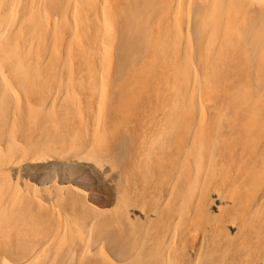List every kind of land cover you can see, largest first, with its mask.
Instances as JSON below:
<instances>
[{"label":"bare ground","instance_id":"bare-ground-1","mask_svg":"<svg viewBox=\"0 0 264 264\" xmlns=\"http://www.w3.org/2000/svg\"><path fill=\"white\" fill-rule=\"evenodd\" d=\"M140 1H143V0H140ZM197 2L200 3L201 6H203V9L200 12L198 11L199 12V14H198L199 18H197V16H196L197 21L199 22V28L197 26V28L199 30V35H203V33L207 30V33H206L207 38H208L207 44L214 42L217 35H221V40H222L219 47H218L219 52L216 55V57H214L215 60L213 59L214 61H212L211 63L202 64V66L200 68H196L192 62V59H190L191 58V52H192L191 35L193 37V36H195V34L194 35L190 34L188 31L190 29L184 28L190 22V17H191V13H192V6L194 4H196ZM248 2H250V0H167L166 4H168L169 6H167V8L163 11V14L164 13L167 14L171 10L170 6L172 4L174 5V7H173L174 12H172V16L170 18H167L168 19V22H167L168 34L167 35H169L171 40H172V46H167V44L166 45L164 44L161 48L160 55L164 61L167 60L166 62H168V59H171L173 57H174V59H176L172 65H173V68L176 72L178 79H176L171 86L167 87L166 92H165L166 94L163 95L166 98V100L164 99L165 101H167L168 99H172V100L169 101V104H166L167 102H165L166 106L163 105V106H165L164 110H163V107L161 108L163 111H160L159 113L151 114V115L149 113V116L151 117V121L153 122V127H149L148 125L145 128L142 127V125L136 126L135 128L128 131L129 137L131 139L129 144L131 146L129 144H127V142H129L128 141L129 139H127L125 143H126L127 147L128 146L131 147V148L130 147L127 148L128 150L130 148V150H131L130 155L131 156L128 154L129 153L128 150H127V152H128L127 154L129 155V157L131 159L134 157L132 159V163L130 164L133 166L132 169L133 168L134 169L135 168H138V169L142 168V171L141 170H139V171L142 172L141 175L143 177H144L143 174H146L145 177H147V178L151 177L152 178V176L154 175L153 176V178H154L156 168L158 167L157 168V169H159L158 171H162L163 176L166 175V177L168 176L167 179L170 178V182H168V183H170L169 184L170 189H169V192L167 191V193H166V194L170 195V196L167 195L169 198L173 197L175 194L183 195L180 192V191H182L183 188H186L187 190H192V191L195 189V191H196V188L199 187L197 190L199 192L197 195L196 202L194 203V208H192L193 211L190 210L193 212L192 218H191L190 222L188 221L189 223L184 225V229H186V232L183 233V231H180L182 229L181 225L184 224V223L181 224L180 222L181 221L184 222V220H182L183 219L182 217L185 218V215H183V214H182L183 216L181 215V213H182L180 211L181 208L179 209V207H180L179 203H181V202L178 203L179 205L177 207L179 210L177 211L178 214L176 216L174 214H171L172 213L171 211H170L171 213L169 212L170 209L168 211H166L168 208H170L169 206L167 207L169 202L170 203H171V201L173 202V200H171L173 198H170L169 199L170 201L167 202L168 204L166 203L167 205L165 204L166 206L164 205V207H163V208H167L166 210L164 209V210H161L160 212L156 211L157 214H155L156 212L154 213L155 218L150 217L151 222H152V218L155 219L154 220L155 222H153L151 226H149L147 223V225L149 226V230L146 229L148 231V233L144 232L145 233L144 235L148 234V237L146 239H141L140 241H138V240L135 241L136 244L132 246L133 247L132 251L128 248L129 250L126 252L130 253V256L129 257L126 256V258L124 259L125 260L124 264H220L221 255L226 254V253H231V255L235 254L238 256L241 255V257L243 254L246 253L245 257L243 258L244 261H243V259L240 260V261H242V263H239V264H247V263L258 264L259 263L258 261H261L264 263V244H258L255 242V239H254V235H256L255 234L256 232L260 234V231H258V229H260L261 231H262V229H264V228L261 229V226L262 227L264 226V197L262 198V200L260 202L257 203V207L256 208L254 207V210H252V213L249 214L246 217V219L244 218L245 220L243 222V225L238 228L239 232L236 234V236L230 237V238H228V240H224L223 236H224V234L228 233V231H227L228 222L232 221L234 216L236 215V209H237V202L238 201L233 199L231 206L226 207V208H222V209L219 208L218 209V207H216L215 210L217 209V212H218L217 214H215L216 211H214L211 208L213 201L215 203L219 199L220 191L224 189V187H223V189L218 190L219 187L218 188L216 187L217 186L216 180L222 179V183H223L222 186H224L230 182L234 186V189H235L236 187L239 186V183H240L237 180H239L241 177L244 176L245 172L241 170L243 163L241 162L240 156L236 155L238 153V150H237L238 147L236 148V145H238V143H240L239 146H241V144L245 145V142L252 145L253 142L255 143L254 138L249 139V141L247 140V135H249L248 133L250 132V129L251 128H258V130H261V131L264 129L262 126L263 124L261 123L264 120V111H262L260 109L264 105V96L262 94H260L261 92L254 95L255 98L252 101L253 103L251 102L252 105H247V106H249V108H248L247 112L245 113V115H238L240 113L233 114V115H227L228 112L224 113V112L218 111V110L216 112L213 111L214 113L210 114L206 110V106H208L210 103H212L213 98L215 100V96L213 95V92L217 91L219 89L213 83L212 78L218 73V71L220 70V66L225 59H229V57H235L236 55H241L240 61L243 64L244 63L248 64V63H251L252 60H255L258 67H260L262 70H264V25H261L258 28L254 27V23H255V19H256L255 17L257 14L260 15V17H258V18L259 19L261 18L264 21V5L262 4L263 6L257 7V9L255 8L256 10L249 9L248 13H250V15L248 17H246V16H243L242 13L244 12L245 9H247L246 7H248V6H246V5L248 4ZM185 3L187 6L185 5ZM263 3H264V0H263ZM251 5H252V3H251ZM156 8H158V7H156ZM132 10L133 9L130 6L129 7L127 6V8H122L121 4H120V0H0V110L4 111L3 109H5V107L7 106L6 105L8 103L7 101L9 99V97H12V93L14 94V91H16V87L18 89L20 88L24 94H27V95H24L23 97H25V96L31 97V94H32V96L34 95L32 93L33 91H31V90L33 89V87L35 88L37 86L36 83L39 82V84H40V81L42 82V80H44V79L49 80L52 78H56V75L58 74L59 70L63 71L62 73H64L69 80L70 76H71V78H73L76 75L75 71L78 70V66L79 65L81 66V64H84L87 67L90 75L91 74L95 75L96 73H98V75L100 74L99 75L100 77L99 76L98 77H99V82L101 84V81L106 80L110 74V71L112 68V63H113V61H112L113 60V54H114V50H115L116 45L123 44V46H121L123 59L124 58H131L137 52L136 46H135V48H136L135 49L134 47H132L133 45L130 46L131 43H130V45L125 44V41L128 38L131 39L130 36H128V35L130 33H131V37L133 35L132 31H129L127 28H125V26L128 24L127 20L131 19L132 17H134L136 15V14L135 15L133 14V13H135V10H133V12H132ZM151 13H149V16ZM167 15H165V16H167ZM134 19H136V18H134ZM144 19H145L144 21L146 22V17ZM123 20L126 23V25H124V26H123ZM184 20L185 21L187 20L188 23L184 22ZM119 21H122V26L119 25ZM133 21H135V20H133ZM147 22H148V20H147ZM135 23H136V21H135ZM185 24H186V26H185ZM118 25H119V28H118ZM130 25H134V24H130ZM130 25H128V26H130ZM197 25H198V23H197ZM136 26L138 27V25H136ZM136 26H135V28H136ZM188 26H189V24H188ZM130 27H132V26H130ZM194 28H196V27H194ZM139 29H140V27H139ZM135 30H137V29H135ZM128 32H130V33L128 34ZM191 33H193V32H191ZM138 39H139V41L144 40V38L142 36H140V38H138ZM181 41L184 42V48L182 47L183 44L180 46V47H182L181 49H183V55L184 56H183V58L177 59V57H175V55L177 54V52H175V48L177 46L179 47V43ZM126 42H128V41H126ZM193 42H195V41H193ZM143 45H144V43H143ZM196 47H197V45H196ZM117 52H119V51L117 50ZM208 52L209 51L206 50V54H205L206 56H208ZM114 58H115V56H114ZM251 67H253V66H251ZM61 71H60V74H62ZM73 73H75L74 76H72ZM169 78H170V76H169ZM62 79H59V80L57 79V80L60 82V80H62ZM100 79H101V81H100ZM118 79H120V78H118ZM104 82L105 81H103V83ZM120 82H122V81H120ZM14 84H17L16 87L14 86ZM90 84H91V82H90ZM47 85L50 86V84H48V83L45 84V86H47ZM59 85H60V83H59ZM63 85L64 84L60 85V87ZM65 85L67 88L68 87L67 84H65ZM45 86L43 84V87H45ZM51 86H52V84H51ZM86 86H87V84H86ZM47 88H49V87L47 86ZM52 88H54V87L52 86ZM66 88H65V90H66L65 93L67 92ZM82 88H84V87H82ZM99 88H101V86H99ZM45 89H46V87H45ZM69 89H71V87ZM163 89H162V91H163ZM49 90H50V88H49ZM49 90L47 89L48 92H49ZM54 90L56 91V88ZM34 91L36 93V90H34ZM55 91H52V93ZM42 92H44V91L42 90ZM42 92H39V93H42ZM63 92H61V94H63ZM16 93H18V92H16ZM55 94H57V92ZM61 94H60V97H61ZM39 95H41V94H39ZM103 95H105V93ZM41 96H40V98H41ZM163 96L161 97L162 99H163ZM19 97L21 98V95ZM102 97L104 98V96H102ZM249 97H250L249 91L246 90L245 88L241 87L240 90H238V92H236L232 95L231 98L233 101L238 100L239 102H244L245 104H248V100L250 99ZM20 98H17V100ZM103 98H102V101H104V103H105V100H103ZM12 99H13V97H12ZM51 99H52V101L54 100L53 98H51ZM151 99H153V98L151 97ZM219 99L216 98V100H219ZM21 100H22L21 103L23 104V99H21ZM14 101H16L15 98H14L13 102ZM25 101H26V99H25ZM46 101H49V100H46ZM152 101L153 100H151V103H152ZM38 102H40V101H38ZM163 102L164 101L162 100V103ZM216 102H213V104H215ZM19 103H20V101H19ZM48 103H50V102H48ZM63 104H65V103H63ZM63 104H61V105L64 106ZM213 104H211V105H213ZM217 104H218V102H217ZM17 105H19V104L16 103V105H13L12 108L17 107ZM52 105H54V104H52ZM55 105H57L56 102H55ZM158 106H160V105L158 104ZM19 107H21V104ZM49 107H51V106H49ZM68 108H70V107H68ZM57 109L58 108H56V110ZM59 109L61 111L62 110L68 111L67 106L63 107L62 109L61 108H59ZM19 110H21V109H19ZM212 110H214V109L212 108ZM5 111H6V113L4 112V114H2V116H4L5 114L8 113L7 110H5ZM13 111L14 110H11V112H9L10 114L8 113L9 115H11V113H13L12 116H8V117H10V121L12 120L11 117H13L14 115L16 117V114ZM44 112H45V110H44ZM25 113H27V112H25ZM57 113H59V112H57ZM57 113H56V115H57ZM2 116H0V117L3 118ZM5 117H6V115H5ZM15 117H13V119ZM60 117L62 118V116H60ZM53 120H54V118H53ZM6 121L8 122L7 119H6ZM3 123H5V122H3ZM107 123H108V121H107ZM6 124L7 123H5L4 126H6ZM97 125H98V122H97L96 126ZM232 125H235V126L237 125V126L241 127L243 134H239L238 131H237V133H234V132L226 133V132H224V130H223L224 126L231 127ZM10 126H11V124H10ZM101 126H100V128H101ZM110 128H111V126H110ZM102 129H104V128H102ZM13 130H15V129H13ZM98 130H101V129H97L96 132H98ZM44 131L45 130H43V132ZM27 132H29V131H27ZM96 132H94V133H96ZM2 133H4V130ZM5 133H7V131ZM101 133H102V131H101ZM42 134H44V133H42ZM98 134H100V133L98 132ZM12 135L13 134H11V136ZM15 135H16V133H15ZM61 135H62V133H61ZM57 136H58V134H57ZM40 137H42V136H40ZM50 137H51L50 139H52V136H50ZM33 138H34V136H33ZM58 138L59 137H57V139ZM60 138H61V136H60ZM95 138H96V135H95ZM125 138H127V137H125ZM8 139H10V137ZM36 139L39 140L40 138H36ZM36 139L34 138L33 140H36ZM39 141H41V140H39ZM53 141H56V140L53 139ZM59 141L60 140H58V142ZM82 141H83V139H82ZM124 141H125V139H124ZM42 142H44V141H42ZM84 142H83V144H84ZM7 143H6L5 148L2 149L4 151L0 156L2 159L8 158L10 155L15 153L17 148H18V146H17V148H13L11 145H7ZM32 143H33V141H31V145H32ZM50 143L52 144L55 142H50ZM63 143H64V141H63ZM78 143H79V140H78ZM51 144H50V146H52ZM120 144H122V142ZM26 145H27V142H26ZM34 145H32V147ZM126 145H124V146H126ZM57 146H58V144L56 145V147ZM72 146L74 147V145H72ZM124 146H123V149H125ZM38 147H39V142H38ZM121 147L122 146H120V148ZM43 148L44 147H42V149ZM53 148L55 149V147H53ZM20 149H22L21 151L24 150L23 148H20ZM32 149L33 148H31L30 150H32ZM60 149H61V147H60ZM73 149H75V148H73ZM19 150L17 151L18 154L20 152ZM93 150H94V147H93ZM45 151H46V149H45ZM49 151H51V149H49L48 152ZM53 151L54 150H52V152ZM120 151L123 152V150L121 149L118 151V154L121 153ZM74 152H75V150L73 151V155H74ZM124 152H126V151H124ZM18 154H14V158ZM45 154L50 156V154H47V152ZM75 154L77 155L78 152H76ZM24 155H25V150H24ZM24 155H23V157L22 156L21 157L24 158L25 157ZM71 155H72V153H71ZM76 155H74V156H76ZM120 155H122V154H120ZM120 155H118V156L120 157ZM30 156H31V154H30ZM51 156H53V154ZM11 157H13V155ZM81 157H83V156H81ZM123 157L124 156H121L120 158L123 159ZM44 158L45 157L42 155L38 156V157H35V156L30 157L31 161L37 160V162L41 161L42 159L45 160ZM52 158L54 159V157H52ZM79 158L80 157H78V159ZM46 159H49V158L47 157ZM7 160L8 159H6V161ZM22 160L23 159H21V161ZM76 160H77V158L75 159V161ZM6 161L4 160V162L6 164H8ZM140 161H141V164H139ZM257 161H259V158ZM20 163H18V164L20 165ZM12 164H8V166L7 165L6 166L9 167V165H12ZM31 164H33V163H31ZM75 164H76V162H75ZM21 165H23V164H21ZM70 165H71V167L74 166V168H76L75 165L72 166L71 163H70ZM76 165H79V164H76ZM6 166L1 165V163H0V175H2V176H0V221H2L4 217L6 218V215L4 216V211L7 209V205L5 203L7 197H5V192L7 190L6 183H7V180L9 179V178L7 179L6 177H8L9 175L7 173L8 169L6 170V168H7ZM23 166H22V168H23ZM63 166H65V164H63ZM66 166L67 167H65V169H67L69 167L68 165H66ZM79 166H78V168H79ZM244 166H246V165H244ZM19 167H21V166H19ZM127 167H129V166H127ZM78 168L76 169L77 171L79 170ZM125 168H126V166H125ZM125 168L123 171L129 169V168H127V169H125ZM70 169H68V170H70ZM134 169L132 171H134ZM11 170H13V169H11ZM24 170H26V169H24ZM63 170L61 172H64ZM16 171H17V169H16ZM51 171H53V170H51ZM17 172H15V170H14L13 174L14 173L20 174L19 169ZM25 172L24 173L22 172L24 179H25L24 174H26L29 171H27L26 173ZM48 172H50V170ZM59 172H60V169H59ZM56 173H58V172L56 171ZM74 173H75V171H74ZM123 173H122V179H123ZM22 174H20V175H22ZM33 174H36V173H33ZM130 174H132V178H133V179L131 178V180H133L135 183L136 181L134 179L135 178L134 173L132 172ZM162 174H159V175L161 176ZM14 175H13V177H17L16 175L15 176ZM28 175H29V173H28ZM30 175H31V173H30ZM156 175H157V173H156ZM48 176L47 177L44 176V177L48 178ZM142 176H139L138 179H144L145 178V177L142 178ZM35 177H37V176H35ZM52 177L54 178L55 176L52 175ZM57 177H58V175H57ZM76 177H78V174ZM10 178H12V176ZM17 178L19 179V177H17ZM17 178H15L16 183L17 182L21 183V181H19V180L17 181ZM27 178H29V177H27ZM33 178H34V176H33ZM33 178H32V180H33ZM53 178H51V179H53ZM70 178L71 177H69V179ZM126 178H128V176H126ZM156 178H155V180H156ZM39 179H41V178H39ZM162 179H164V177ZM162 179H160V182L162 181ZM167 179H165V180L167 181ZM61 180L59 179V181H61ZM147 180L146 181L141 180L139 182H140V184L142 181H145L147 183ZM55 181H57V180L55 179ZM127 181H128L127 182V185H128V183L131 181L130 180H127ZM166 181H164L163 183H166ZM32 182H34V180ZM53 182H54V180H53ZM149 182H150V180L148 181V183ZM153 182H150V183H153ZM160 182H158V183H160ZM13 183H11V184L9 183V184L12 185ZM16 183H14V185H17L19 187V185ZM39 183H41V182H39ZM48 183L50 184L49 180H48ZM163 183L161 182L160 183L161 185L159 184L160 185L159 187L164 188L165 184H163ZM224 183H226V184H224ZM23 184L25 185L26 183H23ZM23 184H22V186H23ZM29 184H31V183L29 182ZM59 184H60V182H59ZM147 184H146V186H147ZM154 184H157V183H154ZM162 184L164 186H162ZM40 185L41 184L38 185L39 188H40ZM56 185L58 187V183ZM133 185H135V184H133ZM141 185L144 186L145 183L144 184L142 183ZM28 186H29V188L31 187V190L34 189V188L32 189V185H28ZM38 186H36V188ZM41 186H43V184ZM48 186H50V185H48ZM131 186H132V183H131ZM136 186L139 187L138 185H136ZM222 186H221V188H222ZM24 187H26V186H24ZM24 187H23V189H24ZM63 187H65V186H63ZM69 187H70V185H69ZM148 187L150 188V185ZM152 187L156 188V185L153 186V184H152ZM159 187L157 189H159ZM165 187H167V186H165ZM19 188H21V187H19ZM70 188H69V190H70ZM76 188H78V187H76ZM119 188H122V187H119ZM130 188H132V187H130ZM130 188H129V190H133L135 188V186L133 187V189H130ZM12 189L15 190V188H12ZM61 189H63V188H61ZM36 190H34V191H36ZM76 190L79 191V189H76ZM137 190H139V188H137ZM162 190H159V191H162ZM187 190H185V191H187ZM40 191H37V194L40 193ZM65 191L66 190H64L62 192H65ZM73 191H75V190L73 189ZM133 191H136V190H133ZM152 191L153 190H151V192ZM185 191H184V194H185ZM31 192L33 193V191H31ZM50 192L52 193L51 189H50ZM55 192H56V189H55ZM72 192H70V193L72 194ZM80 192H82V191H80ZM151 192L149 191V193H148V190H147L148 195ZM155 192L153 194H155ZM12 193H14V192H12ZM19 193H21V191ZM134 193L135 192L130 193V197H131V194L133 196ZM136 193H137V191H136ZM158 193H160V192H158ZM161 193H160V195L158 194V196H161ZM188 193H190V191ZM63 194H65V193H63ZM83 194H85V193H83ZM193 194H194V192H193ZM15 195H16V193H15ZM21 195H22V193H21ZM33 195H34V193H33ZM75 195H76V193H75ZM69 196L72 197L71 195H69ZM153 196H150V197H153ZM164 196L165 195H163V197ZM190 196H192V194H190ZM23 197H25V193H24ZM62 197H63V195H61L60 198H57V200L58 199L61 200ZM145 197L146 196H144V198ZM181 197L182 198L186 197V195L181 196ZM75 198L78 199L77 197H75ZM137 198H138L137 200H139L140 196ZM153 198H155V196ZM188 198H186V199H188ZM10 199H11V197H10ZM35 199L38 200L37 198H34L32 200L35 201ZM72 199H71V201H72ZM161 199L164 200L162 197H161ZM215 199H216V201H215ZM42 200H44V199H42ZM133 200H134V198H133ZM194 200H195V198H194ZM34 201H32V202H34ZM68 201L69 200H67V202ZM147 201L148 200L146 199V202ZM159 201L160 200L158 198V202ZM186 201L187 200H185V202ZM226 201L229 202V200H226ZM41 202H39L40 205L44 206V205H42ZM88 202H89V200H88ZM158 202H156V203H158ZM17 203H18V201H17ZM30 203L31 202H29V204ZM35 203L36 202H34L33 204H35ZM156 203H155V205H157ZM159 203H161V202H159ZM190 203H191V201H190ZM29 204H28V206H30ZM70 204H72V203H70ZM78 204H80V202H77V205ZM149 204H151V201ZM4 205H6L5 210H4ZM174 205L173 206L175 208H172L173 211H174V209L175 210L177 209L175 203H174ZM189 205H188V203L185 204L186 209H187V206H189ZM9 206H11V202H10ZM24 206H26V205L24 204ZM45 206H46V203H45ZM45 206H44V208H45ZM30 207L31 208H29V209H32L33 206L31 205ZM69 207H71V206L69 205ZM86 207H88V206H86ZM17 208L19 209V207H17ZM57 208H58V206H57ZM82 208H84V205H82ZM49 209H51V208H49ZM54 209H53V211H54ZM72 209H74V208L72 207ZM142 209H140L138 211L143 212L144 210L142 211ZM189 209H191V208H189ZM47 210H45V211L47 212ZM134 210H135V208H134ZM14 211H16V208ZM19 211H20V209H19ZM36 211H37V209H36ZM45 211H41V212L44 213ZM152 211H154V210H152ZM39 212H40V209L37 212V214H40ZM91 212H94V211H91ZM134 212H133V214H134ZM148 212L150 213V211H148ZM15 213L16 212H14V214ZM17 213H19V212L17 211ZM57 213H58V211H57ZM124 213H123V215H124ZM147 213H146V216L149 217L147 215ZM184 213L188 216L191 214V212H190V214H188L186 212H184ZM11 214H12L11 216L14 215L13 213H11ZM42 214H40L38 216L40 217V216H42ZM141 214L143 215V213H141ZM151 214H153V213L151 212ZM179 214L181 215V220H180ZM44 215L45 214H43V216ZM50 215H53V213H51ZM129 215H131V214H129ZM205 215L213 217L214 221H213V223H211L212 225H210V227L204 231L203 236L200 239L198 237H196L197 239L193 238L192 234H195L194 230H195V227H197V223H199L198 221H200L201 218H203ZM55 216L57 218L58 215L56 214ZM55 216H52V217L54 218ZM151 216H154V215H151ZM36 217H37V215H36ZM52 217L49 219L51 220ZM60 217H62V216H60ZM8 218H11V217H8ZM11 219H10V222H11ZM35 219H39V218H35ZM62 219L64 220V218H62ZM118 219H119V217H118ZM40 220H41V217H40ZM40 220H39V222H41ZM121 220H124V219L122 218ZM44 221L46 222V220H44ZM44 221H43V223H44ZM54 221H56V220H54ZM58 221H59V219H58ZM102 221L98 222V223H100V225H98L99 227L97 226L98 227L97 229H100L101 226H104V223H102ZM33 222H35V221H33ZM68 222H70V221H68ZM103 222H105V220ZM118 222H119V220H118ZM146 222H148V221H146ZM58 223L59 222H57L55 224H58ZM63 223H64V221H63ZM95 223H96V220H95ZM95 223L93 222V226ZM105 223L109 224L110 222L107 221ZM51 224H53V223H51ZM60 224H59V227H60ZM110 225H111L110 227H108L109 225L107 226L108 228L102 227L101 229H103V230L109 229L114 224L111 222ZM118 225H119V223H118ZM125 225H127V224H125ZM144 225H146V223H144ZM229 225H231V224H229ZM234 225H235V223L233 224V226ZM1 226H3V225H1ZM49 226H46V224H45L46 228H48ZM53 226H54V224H53ZM70 226H72V225H70ZM233 226H229L230 227L229 229L233 228ZM62 227H64V226H61L60 228H62ZM121 227H119V228L121 229V231H123V229ZM51 228H52V226H51ZM60 228L59 229L57 228L58 231L60 230ZM126 228H128V227L126 226ZM54 229H56V228H54ZM112 229H114V228H112ZM143 229H144V227H143ZM233 229H235V228H233ZM92 230H93V228H92ZM100 230H99V232H100ZM3 231H5V230H3ZM51 231L52 230H50V232ZM53 231H55V230H53ZM135 231H137V230L135 229ZM47 233H48V231H47ZM54 233H56V232H54ZM83 233H84V231H83ZM129 233L130 232H128L127 234L130 235ZM42 234L44 235V233H42ZM59 234H63V233L61 232ZM74 234L72 235V237L74 236ZM140 234H143V233H140ZM40 235H41V233H40ZM64 235H65V233H64ZM75 235H77V234H75ZM95 235H97V234H94V237H95ZM118 235H119V233H118ZM187 235H190V237H192V238H188ZM56 236H58V235H56ZM65 236H63V237H65ZM88 236H90V233ZM130 236H132V235H130ZM130 236H128L127 239L128 238L130 239ZM134 236H136V235L134 234ZM138 236H140V235L138 234ZM195 236L196 235H194V237ZM197 236H199V235H197ZM2 237H3V235H2ZM4 237H6V236H4ZM41 237H42V235H41ZM53 237H51V238H53ZM96 237H98V236H96ZM120 237H122V236L120 235ZM35 238H36V240L38 239L36 236H35ZM35 238H32V239H35ZM51 238H50V240H51ZM59 238L58 239L56 238L57 240H55L53 238L51 241H49L48 245H46V246H48V248L50 246H52V252L51 253L49 252L51 250V248L48 251L50 254V257L48 256V254H46L48 256V259L46 262L47 264H115V262H116V260H114V258H112L113 256L112 257L108 256L104 251H101V250H103L102 248L100 250V247H99V249L95 248L96 250L93 253L91 252L92 256H90V258L83 261L82 255L85 254L87 251L89 252L90 247H91V241L89 239L88 240H81L79 242H74V241H68L67 239H64V238H60V239ZM122 238H125V237H122ZM98 239H99V237H98ZM125 239H124V241H125ZM135 239H136V237H135ZM130 240H132V239H130ZM256 240L258 241L259 239H256ZM263 240H261L262 243H263ZM121 242H122V240H121ZM127 244L129 245V243H127ZM0 245H1V243H0ZM12 245H13V243H12ZM29 245H33V244H29ZM14 247H15V244H14ZM17 247H18V245H17ZM17 247H15V248H17ZM43 247H44V243H42L41 241L38 240L37 243H35V246L29 249V252H28L29 256L25 257V260L22 261V263H15L14 262L15 258H13V257L18 255V253H17L15 256L11 255V256H13L12 260H10L11 258H7L8 256L4 255V256H6L7 259H4L1 257L0 258V264H40L42 262V259L44 258L42 256ZM77 247H80L81 250L78 251ZM97 247H98V245H97ZM1 249H3V248H1ZM45 249H47V248H45ZM17 251H18V249H17ZM20 251H21V249H20ZM129 251H131V252H129ZM35 252H36V254H35ZM115 252L116 251H114V253ZM119 252H121V251H119ZM9 253H11V252H9ZM117 253H118V251H117ZM6 254L8 255V253H6ZM26 255H27V253H26ZM119 255H117V257ZM125 255L123 257H125ZM127 255H129V254H127ZM19 256H17V258ZM230 257H232V256H230ZM22 258H21V260H22ZM18 259H20V258H18ZM121 259H123V258H121ZM231 259L234 260L233 258H231ZM247 259H249V260H247ZM118 260H120V259H118ZM245 261H247V262H245ZM228 262H227V264H228ZM233 264H237V262H235Z\"/></svg>","mask_w":264,"mask_h":264},{"label":"rangeland","instance_id":"rangeland-1","mask_svg":"<svg viewBox=\"0 0 264 264\" xmlns=\"http://www.w3.org/2000/svg\"><path fill=\"white\" fill-rule=\"evenodd\" d=\"M143 1H140V0H120V4H121L122 8H127V6L128 7L130 6L133 10H135V13H133V14L134 15L136 14V15L135 16L133 15L134 17L127 20L128 21L127 25H126L125 21L123 20V26L126 25L125 28H127L129 31H132V34H133L131 37V33L128 32V34L130 33L128 36H130L131 39H129L127 37L129 40L127 39L126 41H128V42L125 41V44L130 45V43H131L130 46L133 45L132 47H134V48L136 46L137 49L136 48L135 49L137 52L133 57L123 59L122 47H121V46H123V44H119L120 46L116 45L115 50H114V54H113L112 68H111L110 74L107 78L108 80L107 79L103 80V81H105L104 82L105 84L103 83V81H101V79H100V81H101V84H100V82H99V77H100L99 75L100 74L98 75V73H96L95 75L94 74L90 75L89 70L87 69V67L84 64H81V66L79 65L78 70L75 71L77 76L75 75V73H73L72 76H74V75L75 76L73 78H71V76H70L69 80H68L67 76L64 73H62L63 71L59 70L58 74L56 75V78H52L49 80L44 79V80H42V82L40 81V84H39V82L36 83L37 86L35 85L36 87L35 88L33 87V89L31 90V91H33L32 93L35 96L34 95L32 96V94L30 93L31 97L30 96L23 97L24 95H27V94H24L20 88L18 89L16 87L17 84H14V86L16 87V91H14V94L12 93L13 99H12V97H9L10 100L7 98L8 99L7 102L9 104L6 102L7 106L5 107V109H3L4 111L0 110V116H2V114H4V112L6 113L5 110H7L8 113L11 112V110H14L13 112L16 114V117H15V115L13 116V117H15L14 119H13V117H11V119H12L11 121H10V117H8V116H12L13 113H11V115H9L10 113L9 114L7 113V114H5L6 117H5V115L2 116L3 118L0 117V156L4 152L2 149L5 148L7 142H8L7 145H11L13 148H17V146L19 149L23 148L25 150V155H24V150L21 151L22 149L19 150L17 148L16 152L12 154L13 157H11L12 155H10L8 158H6V159H8L7 161H6V159H2L0 157L1 165H3V166L7 165L8 166V164H12V163L14 164V165L13 164L9 165V167L6 166L7 167L6 170L8 169L7 173L9 175L6 178L7 179L9 178L8 179L9 181L7 180V183H6L7 190L5 192V197H7V199L5 198L6 199L5 203L7 205L8 210L6 209V205H4V210L6 209L4 211V216L6 215V218L4 217L3 220L0 221V237L2 239L4 238L3 240L0 238V243H1V245H0V258L1 257L4 259L11 258L10 260L15 258L14 259L15 261L13 260L15 263H22V261L25 260V257L29 256L28 255L29 249L34 247L35 243H37V241L39 240L42 243H44V247L42 250V256L44 258L42 259V262L40 264H47L46 262H47L48 256L50 257L49 252L50 253L52 252V246H50L48 248V246H46V245H48L49 241H51L53 238L55 240H57L61 236L60 238L67 239L68 241L79 242L81 240H88V239L91 241V247H90L89 252L87 251L85 254L82 255L83 261L90 258V256H92V253L96 249H99V247H100V250L102 248L103 250H101V251H104L108 256H110V257L113 256L112 258H114V260H116L115 264H124L125 263L124 259L126 258V256L127 257L130 256V253H128L126 251H128L129 249L132 251V249H133L132 246L136 244L135 241H137V240L140 241L141 239H146L148 237V234H146L147 236L144 235L145 233H148V231L146 229L149 230V226H151L152 223L155 222L154 221L155 219H153V218H152V222H151L150 217L155 218V214H157L158 211L160 212L161 210H164V209L166 210L167 208H163V207L167 202L170 201L169 200L170 198H173V199H171V200H173V202L171 201L172 204L170 202H169V204L167 203L168 205L166 204L167 207L168 206L170 207L166 211H168L170 209L169 212L171 211L172 213L171 212L170 213L174 214L176 216L178 214L177 211L181 208V210H180L182 212L181 215L182 214L185 215V218L182 217L183 218L182 220H184V222H182V221L180 222L181 224L184 223L183 225H181L182 229L180 228L181 229L180 231H183V233L186 232V229H184V225L189 223L191 218H192V215H193L192 214L193 213L192 208H194V203L196 202L197 195L199 192L197 190L199 187L196 188V191H195V189L192 191V190H187L186 188H183L182 191H180L181 194H183V195L175 194L176 195L175 196L173 194L174 196L169 198L168 196H170V195H168L166 193H167V191L169 192V189H170V186H169L170 183H168V182H170V178L167 179L168 176L167 177H166V175L163 176V174H162L163 172L158 171L159 170V169H157L158 167L156 168L154 178H153L154 175L152 176V178L151 177L147 178V177H145L146 174H143L145 177L144 178L141 175L142 174V172H141L142 168L141 169H138V168L134 169L133 168L134 171H132L133 166L130 165L132 163V159L134 157L132 159L129 157V155L131 154V150H130L131 145L129 144L131 139L129 137L128 131H130L131 129L135 128L138 125H142V127H144V128L147 127V125L149 127H153V122L151 121V117L149 116V113L151 115V114L159 113L160 111L164 110L166 104H169V101H171L172 99H168L167 101H165L166 98L163 95L166 94L165 92H166L167 87L171 86L174 83V81L176 79H178L176 72H175L173 65H172L176 59H174V57H173L171 59H168V62H166L167 60L164 61L160 55L161 48L164 44L165 45L167 44V46H172V40H171L170 36L167 35L168 34V29H167L168 19L167 18H170L172 16V12H174L173 11L174 5L172 4L170 6L171 10L167 13L168 14L167 15L166 13L163 14V11L167 8V6H169L168 4H166L167 0H159V1L158 0H143ZM251 3H252V5H251ZM248 4L246 5V6H248V7H246L247 9H245L244 12L242 13V15L246 16V17H248L250 15V13H248L249 9L256 10L257 7H261L264 5L263 0H250V2H248ZM185 5H186V3H185ZM193 6H192V13H191V17H190V22L188 23L187 20L186 21L184 20V22L188 23L189 26H188V24H187V26L185 24L186 27H184V28L190 29V30H188L190 34H193V35L195 34V36H193V37L191 35L192 52H191V58L190 59H192V62L196 68H200L202 66V64L211 63L212 61L215 60L214 57H216V55L219 52L218 47H219L222 40H221V35H217L214 42L207 44V39H208L207 34H206L207 30L203 33V35H199V30H198L199 22L197 21V18H199L198 14L203 9V6H201V4L198 2L196 4H194ZM156 7H158V8H156ZM133 10H132V12H133ZM149 13H151L150 14L151 17L149 16ZM165 15H167V16H165ZM196 16H197V18H196ZM145 17H146V22L144 21ZM258 17H260V15L257 14L255 17L256 19H255V23H254V27H256V28L260 27L261 25H264V23H263L264 21L261 18L259 19ZM134 18H136V19H134ZM191 19L192 20L194 19V20L192 21ZM133 20H135L136 23ZM147 20H148V22H147ZM197 23H198V25H197ZM130 24H134L135 26L138 25V27L136 26V28H135L134 25H130ZM119 25L122 26V21H119ZM119 25H118V28H119ZM128 25H130L132 27H130ZM197 26H198V28H197ZM139 27H140V29H139ZM194 27H196V28H194ZM135 29H137V30H135ZM191 32H193V33H191ZM139 35L142 36L144 38V40L139 41V39H138V38H140ZM193 41H195V42H193ZM143 43H144V45H143ZM182 44H183L182 47L184 48V42L183 41H181L179 43V47L177 46L178 48L177 47L175 48V52H177V54H176L177 56L175 55V57H177V59L183 58V56H184L183 55V49H181L182 47H180ZM196 45H197V47H196ZM116 49L119 52H117ZM206 50L209 51L208 56L205 55ZM114 56H115V58H114ZM240 57H241V55H236L235 57H229V59H225L223 61V63L221 64L220 70L218 71V73L212 78L213 83L220 90L218 89L217 91L213 92V95L215 96V100L213 98L212 103H210L208 105L209 107L206 106V110L210 114L211 113L213 114L214 113L213 111L216 112L218 110V111H222L224 113L228 112L227 115H233V114H238V113H240L238 115H245V113L247 112V110L249 108V106H247V105H252V103H253L252 101L255 98L254 95L261 92L260 94H262L264 96V70H262L260 67H258L255 60H252L254 63L252 61H251V63H248L249 65L247 63L243 64L240 61L241 60ZM251 66H253V67H251ZM60 71L62 74H60ZM169 76H170V78H169ZM118 78H120V79H118ZM57 79L58 80L62 79V80H60V82H59ZM120 81H122V82H120ZM58 82L60 83V85L67 84L68 87L66 88V85L65 86L63 85L60 87ZM90 82H91V84H90ZM47 83L50 84V86L47 85L50 88V90H49V88H47V86H45V84H47ZM43 84L46 87V89H45V87H43ZM51 84L54 88H52ZM86 84L88 87L86 86ZM99 86H101L102 89L99 88ZM70 87H71V89H69ZM82 87H84V88H82ZM241 87H243L249 91V96H250L249 98L250 99L248 100V104H245L244 102H239L238 100L233 101L231 98L234 93H236V92H238V90H240ZM55 88H56V91L54 90ZM65 88L67 89V92H66L67 94L65 93V91H66ZM47 89L49 90V92L47 91ZM162 89H163V91H162ZM34 90H36V93ZM42 90L44 92H42ZM52 91H55V92L52 93ZM16 92H18V93H16ZM39 92H42L44 95L42 93H39ZM56 92H57V94H55ZM61 92H63V94H61ZM104 93H105V95H103ZM39 94H41L42 96ZM60 94H61V97H60ZM20 95H21V98L19 97ZM161 95L163 96V99L161 98L162 97ZM40 96H41V98H40ZM102 96H104V98ZM101 97L103 98V100H105V103H104V101H102ZM151 97L153 99H151ZM14 98L16 99V101L13 102ZM17 98H20V99H18L20 101V103L17 100ZM24 98L26 99V101ZM51 98H53L54 100L52 101ZM216 98H218V99L220 98L221 100L220 99L216 100ZM21 99H23L24 105L21 103V101H22ZM46 100H49V101H46ZM151 100H153L152 103H151ZM162 100L164 101L163 103H162ZM38 101H40L41 103ZM216 101L218 102V104ZM15 102L19 105H17V107H15V108L14 107L12 108L13 105H16ZM48 102H50V103H48ZM55 102L57 105H55ZM165 102H167V103L165 104ZM213 102H216V103L213 104ZM63 103H65V104H63ZM157 103L160 106H158ZM20 104H21V107H19ZM52 104H54V105H52ZM61 104H63L64 106H62ZM211 104H213V105H211ZM163 105H165V106H163ZM49 106H51V107H49ZM65 106H67L68 111H64V110L61 111L59 109V108L62 109ZM68 107H70V108H68ZM162 107H163V110L161 109ZM56 108H58L59 110L58 109L56 110ZM212 108L214 110H212ZM19 109H21V110H19ZM260 109L262 111H264V105ZM44 110H45V112H44ZM25 112H27V113H25ZM57 112H59V113H57ZM56 113H57V115H56ZM60 116H62V118ZM53 118H54V120H53ZM6 119L8 120V122L6 121ZM2 121L7 123L6 126H4L5 123H3ZM107 121H108V123H107ZM97 122H98V125L96 126ZM261 123L263 124L262 126L264 128V120ZM10 124H11V126H10ZM100 126H101V128H100ZM110 126H111V128H110ZM225 127L226 126L223 127V130L226 133H230V132L237 133V131H238L239 134H243L241 127H239L237 125L236 126L232 125L231 127H226V128ZM96 128L101 129V130H98V132L100 134H98V132H96L97 131ZM102 128H104V129H102ZM13 129H15L16 131ZM3 130H4V133H2ZM43 130H45V131L43 132ZM6 131H7V133H5ZM13 131L16 133V135ZM27 131H29V132H27ZM101 131H102V133H101ZM94 132H96V133H94ZM42 133H44V134H42ZM61 133H62V135H61ZM11 134H13V135L11 136ZM57 134H58V136H57ZM248 134L249 135L246 134L247 140L249 141V139L254 138L255 143L253 142V144L250 145L249 143L245 142V145L241 144V146H239L240 143H238V145H236V148L238 147L237 148L238 153L236 155L240 156L241 162L243 163L241 170L245 172L244 176L241 177L239 180H237L238 182H240L239 186L234 189V186L230 182L227 184L224 183L226 185L222 186L223 185L222 179L216 180V185H217L216 187L217 188L219 187L218 190L223 189V187H224V189L221 190L222 192L220 191L219 199L217 201L215 199L216 202L214 203V201H213V204L211 205V208L214 211H216L215 214L218 213L217 209L215 210L216 207H218V209L219 208L220 209L226 208V207L231 206L233 199L238 201L237 202V209H236V215L237 216L235 215L233 220L228 222V228H227L228 233L224 234V236H223L224 240H228V238L236 236V234L239 232L238 228L243 225V222L246 219V217L252 213V210H254V207L255 208L257 207V203L260 202L262 200V198L264 197V143H263L264 142V129L261 131V130H258V128H251L250 132ZM95 135H96V138H95ZM33 136L35 139L40 138L39 140H41V141H39L38 139L33 140L34 139ZM40 136H42V137H40ZM50 136H52V139H50L51 138ZM60 136H61V138H60ZM9 137H10V139H8ZM57 137H59V138L57 139ZM125 137H127V138H125ZM53 139L56 141H53ZM82 139H83V141H82ZM124 139H125V141H124ZM127 139H129L128 140L129 142H127V144L130 145V146H128V147H130L129 150L127 149L128 147L125 143ZM58 140H60V141L58 142ZM78 140H79V143H78ZM31 141H33L32 145L35 144L33 147L31 145ZM42 141H44L45 143ZM63 141L65 144L63 143ZM120 141L122 142V144H120L121 143ZM26 142H27V145H26ZM38 142H39L40 148L38 147ZM50 142H55V143L51 144ZM83 142H84V144H83ZM56 143L58 144L57 147H56V145H57ZM50 144L52 146H50ZM123 144L126 146H124ZM72 145H74V147ZM120 146H122V147L120 148ZM123 146L125 147L126 150L123 149ZM42 147H44V148L42 149ZM53 147H55V149ZM60 147H61V149H60ZM93 147H94V150H93ZM29 148L30 149L33 148V149L30 150ZM73 148H75V149H73ZM35 149L37 151L38 150L39 151L41 150V151L37 152ZM45 149H46V151H45ZM47 149L48 150L51 149V151L48 152ZM121 149L123 150V152L120 151L121 153L118 154V151ZM18 150L20 151L19 154L17 152ZM52 150H54V151L52 152ZM74 150H75L74 155H76L75 153L78 152V154L76 156L73 155ZM127 150L129 153L127 152ZM124 151H126V152H124ZM46 152H47V154H50V156L46 155L45 154ZM70 152L72 153V155ZM123 153L124 154L126 153L125 155L128 158ZM14 154H18V155H16V157L14 158ZM30 154L32 157L33 156L38 157V156L42 155L45 157L44 158L45 160L42 159L41 161H38V162H37V160L31 161ZM52 154H53V156H51ZM120 154H122V155H120ZM23 155L25 156L24 158H22ZM118 155H120V157L124 156L123 159L120 158ZM46 156L49 159H46L47 158ZM81 156H83V157H81ZM52 157H54V159ZM75 157L77 158L76 161H75V159H76ZM78 157H80L79 158L80 160L78 159ZM258 158H259V161H257ZM21 159H23V160L21 161ZM4 160L8 164H6L4 162ZM75 162H76V164H79L80 166L76 165ZM18 163H20V165ZM31 163H33V164H31ZM70 163L72 164V166L75 165L76 168H74V166L71 167ZM21 164H23L24 166ZM63 164H65V166H63ZM139 164H141V161L139 162ZM18 165L21 167H19ZM66 165L69 166L67 169H65V167H67ZM244 165H246L247 167ZM22 166L24 169H26L29 172L24 170L22 168ZM78 166H79V168H78ZM125 166H126V168H125ZM127 166H129V167H127ZM77 168L79 169L78 171L76 170ZM124 168L125 169L129 168L128 169L129 171L128 170L123 171ZM11 169H13V170H11ZM16 169H17V171H18V169L20 170V172H19L20 174H22V172L24 173L25 171L27 172V173L25 172L27 175L24 174L25 179H24L23 174L22 175L17 174L18 172L16 171ZM59 169H60V172H59ZM68 169H70L71 171ZM14 170H15V172H17L16 174L15 173L14 174L17 177H19V179L17 177H13ZM49 170H50V172H48ZM51 170H53V171H51ZM62 170L64 172H61ZM139 170H141V171H139ZM56 171L58 173H56ZM74 171H75V173H74ZM132 172L135 175L134 179L137 183L136 182L134 183V181L131 180L132 174H130V173H132ZM28 173H29V175L31 173V175H30L31 177L28 175ZM33 173H36V174H33ZM122 173H123V179H122ZM156 173H157V175H156ZM51 174L53 176H55L56 178L55 177L53 178ZM56 174L58 175V177ZM77 174H78V177H76ZM159 174H162V175L160 176ZM10 175L12 176V178H10L11 177ZM0 176H2V175H0ZM33 176H34V178H33ZM35 176H37V177H35ZM44 176H46V177L48 176V178H45ZM126 176H128V178H126ZM139 176H142V178H144V179H138ZM27 177H29V178H27ZM69 177H71V178L69 179ZM163 177H164V179H162ZM15 178H17V181L18 180L21 181V183L20 182L16 183ZM32 178H33L34 182H32L33 181ZM39 178H41L42 180ZM51 178H53V179H51ZM125 178L127 180L131 181V182H129L130 184L128 183V185H127L128 181ZM155 178H156V180H155ZM26 179L27 180L29 179L28 181L31 184H29V182ZM47 179L49 180L50 184L48 183ZM55 179L57 181H55ZM59 179L60 180L62 179V180L59 181ZM160 179H162V181H161L162 183L164 181H166L165 179H167L166 183H163L167 187H165L163 184H162V186H164V188L159 187L161 185ZM53 180H54V182H53ZM141 180H145V181L147 180V183L149 180H150V182H153V181L154 182L153 183L149 182L147 184L145 181H142L141 184L145 183V185L143 186L139 182ZM58 181L60 182L61 185L59 184ZM13 182L18 184L19 187H21L22 189L19 188L17 185H14ZM39 182H41V183H39ZM158 182H160V183H158ZM9 183L10 184L13 183V184L10 185ZM23 183H26L27 185L26 184L24 185ZM38 183L41 185L43 184V186L40 185V188H39ZM57 183H58V187L56 185ZM131 183H132V186H131ZM154 183H157V184H154ZM22 184H23V186H22ZM133 184H135V185H133ZM146 184H147V186H146ZM152 184H153V186L156 185V188L152 187ZM28 185H32V189L33 188L34 189L31 190V187L29 188ZM48 185H50V186H48ZM69 185L71 188L69 187ZM136 185H138L139 187H137ZM149 185H150V188L148 187ZM24 186H26V187H24ZM36 186H38V187L36 188ZM63 186H65V187H63ZM129 186L132 188H130ZM134 186L136 189L135 188L133 189ZM221 186H222V188H221ZM23 187H24V189H23ZM76 187H78V188H76ZM119 187H122V188H119ZM158 187H159V189H157ZM12 188H15V190H13ZM61 188H63V189H61ZM69 188L71 191L69 190ZM129 188L136 190L137 193H136V191L129 190ZM137 188H139V190H137ZM50 189L52 190V193L50 192ZM55 189H56V192H55ZM73 189L75 191H73ZM76 189H79V191ZM19 190L21 191L22 195H21V193H19L20 192ZM30 190L33 191L34 195ZM34 190H36V191H34ZM61 190L62 191L66 190V191L62 192ZM147 190H148V193H149V191L151 192V190H153L151 192L152 194L150 193L151 195L150 194L148 195ZM159 190H162V191H159ZM185 190H187V191H185ZM37 191H40V193L42 192L41 193L42 195L40 193L37 194ZM80 191H82V192H80ZM184 191H185V194H184ZM189 191H190V193H188ZM12 192H14V193H12ZM70 192H72L73 195ZM132 192H135V193L133 194V196L131 194V197H130V193H132ZM154 192H155V194H153ZM158 192H160V193L162 192L161 196H158V194L160 195V193H158ZM193 192H194V194H193ZM15 193H16V195H15ZM24 193H25V197H23ZM63 193H65L68 197ZM75 193H76V195H75ZM83 193H85V194H83ZM190 194H192V196H190ZM59 195L60 196L63 195L61 200L58 199L60 202L57 200V198H60ZM69 195H71L72 197H70ZM153 195L155 196V198H153L154 197ZM163 195H165V196L163 197ZM184 195H186V197L182 198L181 196H184ZM139 196H140V199H139L140 201L137 200L138 199L137 197H139ZM144 196H146L145 198L148 200L147 202H146V199L144 198ZM150 196H153V197H150ZM10 197H11V199H10ZM69 197L71 199L73 198L72 201L74 203L71 201V199ZM75 197H77L78 199H76ZM161 197L164 200H162ZM34 198H37L38 200H36V199H35V201L32 200ZM41 198L44 200H42ZM133 198H134V200H133ZM158 198L160 200L159 202H161V203L158 202ZM186 198H188V199H186ZM194 198H195V200H194ZM67 200H69V201L67 202ZM88 200H89V202H88ZM185 200H187V201L185 202ZM226 200H229V202ZM17 201H18V203H17ZM32 201L36 202L35 203L36 205L33 204L34 202H32ZM38 201L41 202L42 205H44V206L46 203L45 208H44V206H41ZM55 201L56 202L58 201V202L56 203ZM150 201H151V204H149ZM190 201L192 204L190 203ZM10 202H11V206H9ZM29 202H31V203L29 204ZM77 202H80V204L77 205ZM156 202H158V203H156ZM179 202H181V203H179ZM70 203H72V204H70ZM155 203L157 205H155ZM174 203L176 204L177 209L176 210L174 209V211H173L172 208H175ZM178 203L180 204L179 209L177 207L179 205ZM187 203H188V205L189 204L190 205L187 206V209H186L185 204H187ZM24 204L26 206H24ZM28 204L30 206L32 205L34 208L32 207V209H29L31 207L28 206ZM69 205L71 207H69ZM82 205H84V208H82ZM16 206L19 207L20 211ZM57 206H58V208H57ZM86 206H88V207H86ZM48 207L51 209H49ZM72 207L74 209H72ZM133 207L135 208V210ZM15 208H16V211H14ZM189 208H191V209H189ZM36 209H37V211H36ZM39 209H40V212H39L40 214L43 213L41 211H45L47 209L49 210V211L47 210L48 213L46 211H45L46 213L45 212L43 213V214H45L44 216H43V214H42V216H40L41 220H40V217L38 216L40 214H37ZM53 209L55 212L53 211ZM140 209H142V211L143 210L144 211L143 212L138 211ZM152 210H154V211H152ZM190 210H192V211H190ZM17 211L19 213L20 212L21 213L19 214V213H17ZM57 211L59 214L57 213ZM91 211H94V212H91ZM148 211H150V213ZM189 211L191 212V214ZM10 212L13 214H14V212H16L15 213L16 215L14 214L13 216H11L12 214ZM133 212H134V214H133ZM151 212L153 214H151ZM184 212H186L190 215L188 216ZM51 213H53V215H50ZM123 213H124V215H123ZM141 213H143V215ZM146 213L149 217L146 216ZM56 214L58 215L57 218L59 219V221L55 216ZM129 214H131V215H129ZM36 215H37V217H36ZM151 215H154V216H151ZM181 215L179 216L180 220H181ZM7 216L11 217L12 219L8 218ZM52 216H55V217L53 218ZM60 216H62V217H60ZM51 217H52V219L50 220L49 218H51ZM118 217H119V219H118ZM35 218H39V219H35ZM62 218H64V220ZM120 218L121 219L123 218L124 220H121ZM10 219H11V222H10ZM32 220L35 222H33ZM39 220L41 222H39ZM44 220H46V222ZM52 220L53 221L56 220L59 223L55 224L57 222L56 221L53 222ZM95 220H96V223H95ZM102 220L103 221L105 220V222L109 221L110 223L109 224L107 223L109 226L105 222H103ZM118 220H119V222H118ZM43 221H44V223H43ZM63 221H64V223H63ZM68 221H70V222H68ZM100 221H102V223H104V226H101V228L102 227L106 228L107 226L110 227L111 222L114 225H112V227L109 229L103 230L100 228L101 229L100 230V229H97L99 227L98 225H100V223H98V222H100ZM146 221H148V222H146ZM213 221H214L213 217H210L207 215H205L203 218H201V220L198 221L199 223H197V227H195V230H194L195 234H192L193 238L198 237L200 239L203 236L204 231L207 230L210 227V225H212L211 223H213ZM93 222L95 223L94 226L96 228L93 226ZM51 223H53L54 226L55 225L56 226L54 227L53 224H51ZM118 223H119V225H118ZM144 223H146V225H144ZM147 223L149 226L147 225ZM234 223H235V225L233 226ZM45 224H46V226H49V225L50 226L48 228H46ZM59 224H60V227L64 226L65 228L64 227L60 228ZM125 224H127V225H125ZM229 224H231V225H229ZM1 225H3V226H1ZM70 225H72V226H70ZM51 226H52V228H51ZM126 226L128 228H126ZM142 226L144 227V229ZM229 226H233V228H235V229H233V228L229 229L230 228ZM53 227L56 229H54ZM91 227L93 228V230ZM119 227H121L123 229V231H121V229ZM57 228L58 229L60 228V230L58 231ZM112 228H114V229H112ZM262 228H264V226L263 227L261 226V229ZM135 229L137 231H135ZM3 230H5L6 232ZM50 230H52V231L50 232ZM53 230H55V231H53ZM99 230H100V232H99ZM47 231H48V233H47ZM57 231L59 233L62 232L63 234H59ZM83 231H84V233H83ZM258 231H260V234L256 232L255 233L256 235H254L255 242L258 244H264V240H263L264 239V237H263L264 236V232H263L264 229H262V231L260 229H258ZM54 232H56V233H54ZM117 232L119 233V235ZM126 232L127 233L130 232L129 234L132 236L128 235ZM40 233H41L42 237H41ZM42 233H44V235ZM64 233L66 236L64 235ZM74 233L77 234L78 236L75 235ZM89 233H90V236H88ZM140 233H143V234H140ZM73 234H74V236H73L74 238L72 237ZM94 234H97V235H95V237H94ZM134 234L136 236H134ZM138 234L140 236H138ZM2 235H3V237H2ZM56 235H58V236H56ZM120 235L122 237H125L126 239L128 236H130V239H132V240H130L129 238L126 240L125 238L120 237ZM194 235H196V236L194 237ZM197 235H199L200 237ZM4 236H6V237H4ZM35 236L38 238L37 240H36ZM63 236H65V237H63ZM96 236H98L99 239ZM187 236H188V238H192V237H190V235H187ZM51 237H53V238H51ZM135 237H136V239H135ZM32 238H35V239H32ZM50 238H51V240H50ZM124 239H125V241H124ZM256 239H259V240L257 241ZM121 240H122V242H121ZM261 240H263V243ZM12 243H13V245H12ZM127 243H129V245ZM14 244H15V247H17V245H18V247L15 248ZM29 244H33V245H29ZM97 245H98V247H97ZM1 248H3V249H1ZM45 248H47V249H45ZM50 248H51V250H50ZM17 249H18V251H17ZM20 249H21V251H20ZM77 249H78V251L81 250L80 247H77ZM114 251H116L115 252L116 254L114 253ZM117 251H118V253H117ZM119 251H121V252H119ZM131 251H129V252H131ZM5 252L8 253V255ZM9 252H11V253H9ZM17 253H18V255H16ZM26 253H27V255H26ZM35 254H36V252H35ZM46 254H48V256ZM127 254H129V255H127ZM245 254H243L244 256L242 255V257H241V255L240 256L235 255V254L231 255V253L222 254L221 258H220L221 259L220 264H227L228 261H229L228 264H230V263L233 264L235 262H237V264L242 263V261H240V260H242L245 257ZM4 255H6L8 257L6 258V256H4ZM11 255H13V256L16 255V256L13 257ZM117 255H119V256L117 257ZM124 255H125V257H123ZM17 256H19L18 258H20V259H18ZM230 256H232V257H230ZM21 258H22V260H21ZM117 258L120 260H118ZM121 258H123V259H121ZM231 258H233L234 260H232ZM247 260H249V259H247ZM243 261H244V259H243ZM245 262H247V261H245ZM258 262H259L258 264H264L261 261H258ZM247 264H249V263H247Z\"/></svg>","mask_w":264,"mask_h":264}]
</instances>
